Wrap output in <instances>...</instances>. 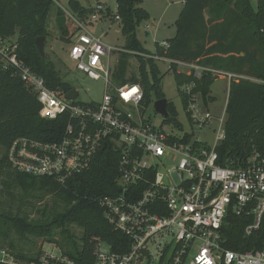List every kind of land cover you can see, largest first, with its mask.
Masks as SVG:
<instances>
[{
  "label": "built area",
  "instance_id": "1",
  "mask_svg": "<svg viewBox=\"0 0 264 264\" xmlns=\"http://www.w3.org/2000/svg\"><path fill=\"white\" fill-rule=\"evenodd\" d=\"M60 10L75 29L68 44L69 62L89 79L104 81L105 95L100 103L69 100L64 92L50 89L44 78L20 60L18 35L0 37V74L18 77L35 94L42 119L68 118L59 142L15 140L7 152L8 165L19 173L65 184L88 171L105 144L120 152L116 179L120 193L102 198L100 205L108 222L130 244L119 253L100 242L94 251V264H264V157L255 151L239 164L220 163L217 148L226 139V110L216 117L203 108V98L194 93L195 83L180 88L188 99L187 108L183 106L188 134L181 137L147 120L140 85L121 84L109 92L110 70L104 60L113 52H132L106 45L102 36L89 32L85 22L70 10ZM103 13V7L97 6L91 22L101 23L98 14ZM159 46L164 51L170 48L167 41ZM148 57L171 69L172 60ZM177 65L189 68L187 74L193 73L197 79L206 71L225 78L229 92L233 80L264 84L195 64ZM163 119L170 124L168 117ZM194 129L215 134L214 145L194 140ZM164 160L171 162L167 172L160 169ZM230 216L243 218L250 249L234 251L227 247ZM56 250L44 247L35 261H23L18 254L0 247V264H78Z\"/></svg>",
  "mask_w": 264,
  "mask_h": 264
},
{
  "label": "trees",
  "instance_id": "2",
  "mask_svg": "<svg viewBox=\"0 0 264 264\" xmlns=\"http://www.w3.org/2000/svg\"><path fill=\"white\" fill-rule=\"evenodd\" d=\"M56 0H0V37L18 35L20 60L37 75L45 79L50 89L66 95L73 87L64 82L53 62L43 59L36 46L38 38L48 37V18ZM143 0H117V15L122 24V33L129 41L128 50L140 62L141 76H133L122 84H138L144 91V106L152 102V93L157 100L165 99L161 90V72L157 62L148 56L166 57L173 61L170 72L178 85L179 95L184 108L188 99L180 88L196 84L195 94H200L207 104L213 102L211 87L219 79L212 72H204L201 79L194 74L179 73L178 62L195 64L215 71L228 72L264 82V0H258L253 10L250 0H186L176 22L177 34L167 41V51L156 47V53L144 52L136 40V29L148 13L141 8ZM70 7L84 15L85 10L75 0ZM59 17L63 15L60 11ZM61 28V27H60ZM61 39L65 44L71 36L65 31ZM123 57L126 59V54ZM149 68V72H147ZM152 79H151V78ZM41 105L36 96L16 76L0 74V146L5 153L0 164L9 168L7 183L16 184L25 191L40 190L52 195L63 205V211L56 214L49 223H27L21 219H11L4 223L22 233L52 242V231L60 229L69 255L78 264H94V251L98 242H105L116 252H125L130 240L115 231L105 217L100 200L115 197L120 193L116 184L120 152L108 144L96 155L91 168L70 178L65 184L53 178H38L13 170L7 163V152L11 144L19 138L41 142H59L67 126V117L57 120H44L39 112ZM168 123L178 127V111L168 102ZM226 139L217 148L220 163L234 161L237 164L257 152L264 157V84L249 80H233L230 86L226 108ZM11 185H8L10 187ZM231 223L227 247L234 251L250 249L244 237L246 223L243 218L229 217ZM76 225L83 231L81 239L71 234L68 226ZM28 258L18 253L21 259L35 261L40 255Z\"/></svg>",
  "mask_w": 264,
  "mask_h": 264
},
{
  "label": "rangeland",
  "instance_id": "3",
  "mask_svg": "<svg viewBox=\"0 0 264 264\" xmlns=\"http://www.w3.org/2000/svg\"><path fill=\"white\" fill-rule=\"evenodd\" d=\"M71 0H56L53 3L51 13L48 18V37L45 41V55L50 62L56 66V70L61 74L63 81L75 88L79 96L74 101L79 104L100 103L106 91L104 81L91 80L81 72H78L69 62L67 57L68 44L61 39L63 31L57 24V18L61 7L70 10L74 16L85 22L87 30L97 37L102 36L103 42L111 47L127 51L129 41L122 33V24L116 19L117 0H75L85 10L84 15L74 11L70 7ZM186 0H143V8L149 15L148 20H144L136 29V40L140 48L150 54L156 53L157 44L173 39L177 34L176 22L184 8ZM253 10L258 7V0H250ZM102 6L103 14H98L101 21L91 22L90 18L97 6ZM74 24L68 19L65 24V31L69 36L74 34ZM126 54V59L123 57ZM121 60L127 61V70L124 73L119 71ZM109 64L110 82L109 92L113 93V86L119 87L121 81H130L133 76L140 77V62L135 54L113 52L110 59L104 60ZM161 72V90L168 102H172L178 111V124H166L163 117L155 110L156 94L152 93V102L145 107V117L155 124L163 126L168 131L183 137L190 132L187 118L184 113L178 85L174 79V73L168 71V65L164 62H157ZM179 73L190 72L189 68L179 67ZM147 72L150 73L149 68ZM151 78V77H150ZM152 79V78H151ZM210 96L213 102L203 103V108L209 110L214 116L221 117L226 110L229 98V82L225 78H219L211 87ZM202 96H200L201 98ZM203 101V99H202ZM194 140L198 139L204 144L214 145L215 134L212 132H200L194 129ZM5 148L0 146V161L3 159ZM0 164V247L9 249L14 254L26 255L28 258L35 257L45 247L57 248V252L69 250L65 245L60 229L52 231V242L48 238H39L27 233H22L12 226L4 223H13L11 219H21L27 223H50L56 214L63 211L62 203H59L52 195L40 190L25 191L16 184L7 183L9 168ZM171 168L170 161H163L160 169L167 172ZM8 185H11L8 187ZM72 235L76 239H81L82 229L76 225L68 226ZM100 242L97 243V245ZM96 245V246H97ZM21 259V258H20ZM28 261V259H22Z\"/></svg>",
  "mask_w": 264,
  "mask_h": 264
},
{
  "label": "water",
  "instance_id": "4",
  "mask_svg": "<svg viewBox=\"0 0 264 264\" xmlns=\"http://www.w3.org/2000/svg\"><path fill=\"white\" fill-rule=\"evenodd\" d=\"M66 23V18L64 16H60L57 20V24L59 25V27L63 28L65 26ZM36 46L40 52V55L43 59H46V55H45V39L44 38H38L37 42H36ZM127 70V61L125 60H121L119 63V71L121 73L126 72ZM79 96L78 91L73 88L68 94H67V98L69 100H75L77 99V97ZM155 106V110L158 114H160L161 116H163L164 118H167L169 116L168 113V100L167 99H160L157 100L154 104Z\"/></svg>",
  "mask_w": 264,
  "mask_h": 264
},
{
  "label": "crops",
  "instance_id": "5",
  "mask_svg": "<svg viewBox=\"0 0 264 264\" xmlns=\"http://www.w3.org/2000/svg\"><path fill=\"white\" fill-rule=\"evenodd\" d=\"M59 18V17H58ZM58 18H57V20H58Z\"/></svg>",
  "mask_w": 264,
  "mask_h": 264
}]
</instances>
